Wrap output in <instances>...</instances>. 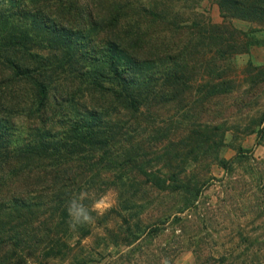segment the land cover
I'll use <instances>...</instances> for the list:
<instances>
[{
  "label": "trees",
  "instance_id": "1",
  "mask_svg": "<svg viewBox=\"0 0 264 264\" xmlns=\"http://www.w3.org/2000/svg\"><path fill=\"white\" fill-rule=\"evenodd\" d=\"M205 1L0 0V264L69 249L66 203L86 185L97 198L127 192L130 161L159 177L139 160L143 113L182 105L190 73L254 47L234 20L264 23V0H209L222 23L200 11ZM226 86L213 80L204 93ZM181 185L150 184L195 205L199 192ZM136 228L125 246L147 234Z\"/></svg>",
  "mask_w": 264,
  "mask_h": 264
},
{
  "label": "rangeland",
  "instance_id": "2",
  "mask_svg": "<svg viewBox=\"0 0 264 264\" xmlns=\"http://www.w3.org/2000/svg\"><path fill=\"white\" fill-rule=\"evenodd\" d=\"M200 11L214 23L223 21L214 2L206 0ZM233 24L254 34V47L190 73L191 89L182 105H156L141 116L149 127L139 134V160L159 177L146 176L130 161L123 181L127 192L107 187L101 198L86 192L87 204L101 201L100 211L93 212L95 223L66 239L69 249L21 264H162L165 259L168 264H219L222 259L264 264V23ZM213 80L227 86L209 97L204 92ZM159 180L168 186L190 183L199 192L195 205L185 207L186 193L150 186ZM166 216L171 218L162 222ZM140 223L147 234L125 246V232Z\"/></svg>",
  "mask_w": 264,
  "mask_h": 264
},
{
  "label": "clouds",
  "instance_id": "3",
  "mask_svg": "<svg viewBox=\"0 0 264 264\" xmlns=\"http://www.w3.org/2000/svg\"><path fill=\"white\" fill-rule=\"evenodd\" d=\"M88 199L86 192H80L73 194L66 203V212L68 219L66 221L70 231H77L79 227L85 225H91L95 223L96 217L93 212H99L100 200L95 201L93 204L89 205L85 203ZM162 264H168L165 259Z\"/></svg>",
  "mask_w": 264,
  "mask_h": 264
}]
</instances>
